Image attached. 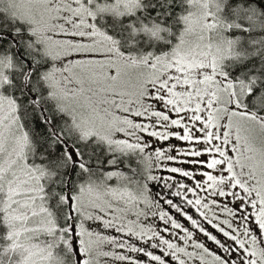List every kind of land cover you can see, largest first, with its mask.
Instances as JSON below:
<instances>
[{
    "label": "snow or ice",
    "instance_id": "snow-or-ice-1",
    "mask_svg": "<svg viewBox=\"0 0 264 264\" xmlns=\"http://www.w3.org/2000/svg\"><path fill=\"white\" fill-rule=\"evenodd\" d=\"M0 264H264V0H0Z\"/></svg>",
    "mask_w": 264,
    "mask_h": 264
}]
</instances>
